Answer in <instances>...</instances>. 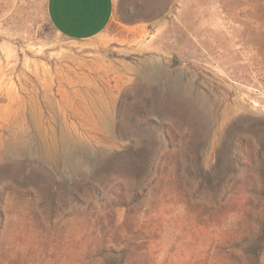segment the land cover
I'll return each instance as SVG.
<instances>
[{
  "label": "rangeland",
  "instance_id": "obj_1",
  "mask_svg": "<svg viewBox=\"0 0 264 264\" xmlns=\"http://www.w3.org/2000/svg\"><path fill=\"white\" fill-rule=\"evenodd\" d=\"M47 3L0 0V264H264V0H116L82 42ZM167 146L234 191L105 161Z\"/></svg>",
  "mask_w": 264,
  "mask_h": 264
},
{
  "label": "trees",
  "instance_id": "obj_2",
  "mask_svg": "<svg viewBox=\"0 0 264 264\" xmlns=\"http://www.w3.org/2000/svg\"><path fill=\"white\" fill-rule=\"evenodd\" d=\"M157 124L154 123L153 125L149 126L150 132H156L157 129H154ZM162 138L164 142H169V136L167 132L162 134ZM176 156L177 158H184L187 162V167L184 168L182 172L181 163H178L176 168L178 181H179V189L185 199L190 200L192 198V184H190V180L192 177L197 182V189L196 191L199 193H211L213 192L216 194L218 200H222V196L228 190L234 191L233 187L230 186V183L227 184L224 178L220 176L213 177L215 174L219 173L222 174L223 165L222 161L219 159L217 165L215 166V174L213 172L204 171L199 164V157L197 152L191 149L185 148H178L173 146H167L164 149L157 150L153 148H134L129 147L123 151H118L113 153L110 157H108L105 161L109 164H119L125 169L131 171L136 178L139 180L145 181V183H150V187L155 186L164 174L166 169V163L170 159V157ZM225 169V168H224ZM96 173V172H94ZM185 175V177L181 176ZM239 185H241L239 183ZM144 186V185H142ZM140 186V187H142ZM264 189V183L262 186L253 183L250 188L247 190V194L251 196V199H257V191ZM252 204L254 202L252 201ZM257 207H261L264 209V196L257 201ZM264 226V222L262 223ZM264 246V245H263ZM262 246V247H263ZM110 259H118V252L116 250H108L107 251Z\"/></svg>",
  "mask_w": 264,
  "mask_h": 264
},
{
  "label": "crops",
  "instance_id": "obj_3",
  "mask_svg": "<svg viewBox=\"0 0 264 264\" xmlns=\"http://www.w3.org/2000/svg\"><path fill=\"white\" fill-rule=\"evenodd\" d=\"M116 0H48L51 24L63 37L72 41L92 40L110 26Z\"/></svg>",
  "mask_w": 264,
  "mask_h": 264
},
{
  "label": "bare ground",
  "instance_id": "obj_4",
  "mask_svg": "<svg viewBox=\"0 0 264 264\" xmlns=\"http://www.w3.org/2000/svg\"><path fill=\"white\" fill-rule=\"evenodd\" d=\"M15 85L14 83H11V85L9 86L8 90V94L11 98L12 101H14L16 99V89H15ZM3 99V97L0 96V100Z\"/></svg>",
  "mask_w": 264,
  "mask_h": 264
}]
</instances>
